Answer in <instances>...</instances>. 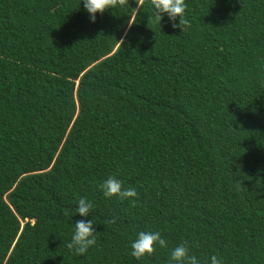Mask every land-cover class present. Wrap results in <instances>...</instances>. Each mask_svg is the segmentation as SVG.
Segmentation results:
<instances>
[{"label": "trees", "instance_id": "trees-1", "mask_svg": "<svg viewBox=\"0 0 264 264\" xmlns=\"http://www.w3.org/2000/svg\"><path fill=\"white\" fill-rule=\"evenodd\" d=\"M185 3L174 28L149 0L131 25L127 6L0 0V264H168L179 244L264 264V0ZM112 175L137 195L104 196ZM157 230L167 246L133 257Z\"/></svg>", "mask_w": 264, "mask_h": 264}, {"label": "clouds", "instance_id": "clouds-1", "mask_svg": "<svg viewBox=\"0 0 264 264\" xmlns=\"http://www.w3.org/2000/svg\"><path fill=\"white\" fill-rule=\"evenodd\" d=\"M82 2L90 20L93 22L98 12L102 14L106 10L113 11L115 8L127 6L133 10L130 15H127V23L129 25L136 23L137 8L130 7L129 0H82ZM135 3L139 8L145 3V0H135ZM149 7L153 12L155 21L159 22V24L164 14L167 15L170 21H176L178 18V24H172L174 28H181L182 23L184 25L188 24V20L185 18V9L187 7L185 0H149ZM120 42L122 43V41ZM100 187L106 197L117 196L121 199H128L137 195L135 188H123L122 181L115 175L105 179ZM77 203L78 207L75 214L81 217H89V212L93 207L92 201L86 197H81ZM95 232V225L91 218L76 220L73 223L72 236L67 247L75 255H85L90 246L96 243ZM157 245L161 248L167 246V241L162 237L160 231H139L136 238L131 242V255L140 259L153 253ZM168 264H201V261L196 256L189 255V248L185 244H179L171 250ZM210 264H221V262L217 256L213 255L210 257Z\"/></svg>", "mask_w": 264, "mask_h": 264}]
</instances>
